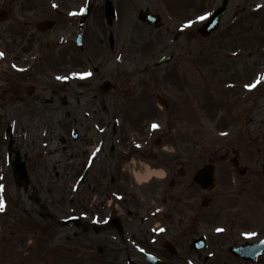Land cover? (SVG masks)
I'll use <instances>...</instances> for the list:
<instances>
[{"label": "rangeland", "instance_id": "obj_1", "mask_svg": "<svg viewBox=\"0 0 264 264\" xmlns=\"http://www.w3.org/2000/svg\"><path fill=\"white\" fill-rule=\"evenodd\" d=\"M106 1L0 0V10L8 11L0 22V264H114L113 252L106 250L113 247L101 244L99 256H92L83 245L76 246L74 227L61 221L76 213L75 205L86 194L89 207L98 202L111 176L144 170L143 158L124 161L127 148L144 150L164 130L171 132L165 141L180 143L175 139L181 136L176 132L183 118L190 121L193 158L176 194L200 197V189L185 184L212 159L213 192L226 187L223 196L232 203L244 191L234 193L242 178L232 162L239 150V165L249 169L242 179L252 178L246 186L257 190V199L243 206L238 224L259 228V238L264 236V0H228L219 27L206 37L198 30L223 0H109L116 18L106 11ZM87 3L93 9L82 49L72 40L57 48L47 47V37L31 38L38 33L37 22L52 18L60 41L74 39ZM147 8L161 16L160 26L139 19V11ZM169 55L172 61L156 66ZM106 79L114 88L102 93L99 86ZM254 80L258 85L252 88ZM7 127L31 177L27 188L14 180L15 153L7 158ZM135 129L141 133L133 135ZM86 168L89 174L81 180ZM141 196L130 204L142 202ZM172 233L179 243L178 231Z\"/></svg>", "mask_w": 264, "mask_h": 264}, {"label": "flooded vegetation", "instance_id": "obj_2", "mask_svg": "<svg viewBox=\"0 0 264 264\" xmlns=\"http://www.w3.org/2000/svg\"><path fill=\"white\" fill-rule=\"evenodd\" d=\"M37 35H41L44 38L49 37L48 34H41L38 32L34 37H31V38H36ZM20 37H21V35H19V38ZM51 45L52 46L59 45L57 37L56 38L54 37V39L48 38L47 47H50ZM16 57L17 56L15 55V58ZM191 150L192 149L190 146V141L188 139L186 141L181 140L180 144H176L175 148H174L175 159L177 161H179L180 164L184 165V162H185L184 160H186L188 158V155H186V153H187V151L190 153ZM180 152H182L184 155L181 154ZM184 168H185V165H184ZM241 204L242 203H237L236 205L240 206ZM217 205H219V203H217ZM199 214H200V211H199ZM238 214L240 215V213H238ZM143 215H144V213H143ZM142 219H143V217L141 218V221L144 222ZM252 230H256V229H254V228L252 229L251 227H244L241 225L239 226V225H237V223L234 225L227 226V231H228L229 235L232 236L231 238H232L234 244H241V243H245V242L249 241V240L243 239L242 236L246 237L243 234L251 232ZM158 247L159 248H157L156 252L159 255H162L164 253L168 254L167 251H165L164 249H161L160 246H158ZM191 252H194V251H191ZM195 252H198V251H195ZM202 253H204V252L202 251L201 254ZM139 254L141 255V252H139ZM174 258H179V257L176 256ZM249 263L250 264H264V256H261L260 259L257 261H249V260H245V259H242L240 257L235 256L229 249H222L217 254V260L212 261L211 264H249ZM209 264H210V262H209Z\"/></svg>", "mask_w": 264, "mask_h": 264}, {"label": "water", "instance_id": "obj_3", "mask_svg": "<svg viewBox=\"0 0 264 264\" xmlns=\"http://www.w3.org/2000/svg\"><path fill=\"white\" fill-rule=\"evenodd\" d=\"M224 6L222 8H220L218 11H216L214 13V15L212 16V18L210 19V22L214 21L213 23L216 22V20L218 19L219 20V16L220 14L224 11ZM150 13L147 12V13H142V19L143 20H149L151 23H155L156 25L159 24V18L156 16V17H151L149 16ZM87 16V14L83 15V19L81 21V26H83V23H84V20H85V17ZM218 23V21H217ZM217 23L216 25L213 27V28H209V24L205 25L202 29H201V33L203 35H207L210 33V31L212 29H214L216 26H217ZM46 26L48 27H51V24L50 23H45ZM81 28V27H80ZM110 85L109 83L107 85H105V88H108ZM13 141L11 140L10 141V148H11V145H12ZM14 166H15V170H16V174L18 176L17 180L19 183H22V182H25V186H27V184L29 183V176H28V173H27V170H26V167H25V163L21 161V157L20 155L18 154L14 160ZM213 168V167H212ZM212 168H210L209 166H205L200 172V173H203V174H207L204 178H203V184L204 185H207V183L211 182L213 180V170ZM206 183V184H205ZM260 245H262L264 247V242L261 243Z\"/></svg>", "mask_w": 264, "mask_h": 264}, {"label": "bare ground", "instance_id": "obj_4", "mask_svg": "<svg viewBox=\"0 0 264 264\" xmlns=\"http://www.w3.org/2000/svg\"><path fill=\"white\" fill-rule=\"evenodd\" d=\"M67 104V103H66ZM55 145V142H54ZM59 155H55V157H58ZM152 175H162L161 171H157V170H151L148 167L146 168V172L144 173H137L138 176V180L139 181H144L150 178V176Z\"/></svg>", "mask_w": 264, "mask_h": 264}, {"label": "snow or ice", "instance_id": "obj_5", "mask_svg": "<svg viewBox=\"0 0 264 264\" xmlns=\"http://www.w3.org/2000/svg\"><path fill=\"white\" fill-rule=\"evenodd\" d=\"M203 18L204 17H201V19H203ZM0 55H3V53H0ZM262 78H264V77H262ZM153 127L156 128V127H159V125L158 124H154ZM3 207H4V204L3 203H0V210H2Z\"/></svg>", "mask_w": 264, "mask_h": 264}]
</instances>
